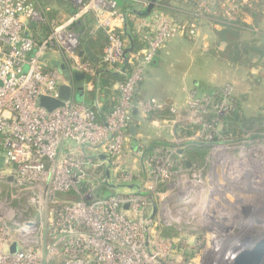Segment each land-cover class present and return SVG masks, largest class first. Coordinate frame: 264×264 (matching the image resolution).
<instances>
[{
  "label": "built area",
  "instance_id": "built-area-1",
  "mask_svg": "<svg viewBox=\"0 0 264 264\" xmlns=\"http://www.w3.org/2000/svg\"><path fill=\"white\" fill-rule=\"evenodd\" d=\"M65 1L75 4L76 13L65 23L52 22V32L38 42L28 26L44 23L45 18L33 0H0L4 176L20 193L29 194L30 204L38 210L35 217L0 215V264H173L168 261L175 253L172 240L162 236L161 224L153 220L155 207L142 185L153 191L189 168L180 163L181 149L164 144L148 156L142 148L137 150L147 178L134 174L125 161L133 112L176 114L177 123L199 127L188 140L209 146L221 137L235 95L231 85L219 89V101L194 90L187 111L180 114L178 107L156 98L136 100L139 84L169 41L185 33L197 35L203 19L224 24L243 20L247 9L264 12V0H185L192 3V13L181 22L163 12L153 13L137 22V29L145 31L144 46L130 58L117 25L124 16L116 0ZM89 12L108 36L102 62L126 78L118 83L115 105L101 117L97 101L88 105L75 99L76 87L69 78L76 72L95 75L81 58L78 35L69 27ZM55 46L66 57L65 79L60 68H48L43 59ZM62 84L72 87V96L51 111L42 107L40 98H59ZM188 171L195 181H202L200 170ZM103 185L131 190L103 197ZM157 194L160 200L166 197ZM239 250L230 253L231 261Z\"/></svg>",
  "mask_w": 264,
  "mask_h": 264
},
{
  "label": "rangeland",
  "instance_id": "rangeland-1",
  "mask_svg": "<svg viewBox=\"0 0 264 264\" xmlns=\"http://www.w3.org/2000/svg\"><path fill=\"white\" fill-rule=\"evenodd\" d=\"M251 38L248 32L244 34L245 40ZM177 55L181 58L173 61L187 59L189 53L185 51L183 55ZM167 65H170L169 60L164 59L150 73L147 86L152 82L157 91L167 89L168 85L162 79L170 76ZM210 65L201 64V72L210 70ZM259 90L262 104L256 108L255 102V106L249 103L245 112L247 116L264 115V88ZM185 111L179 109L180 114H185ZM165 115L168 120L179 118L172 113ZM161 126L167 128L168 124ZM197 131L194 130L191 136ZM254 132L255 129L248 130L241 139L235 141L219 137L209 143L205 163L197 165L202 167L199 169L202 181H195L188 169L153 191L142 185V190L151 196L156 209L153 220L161 224V230L173 236L171 240L175 253L167 258L168 261L171 260L173 264H234L230 260L231 252L251 248L258 240L264 239V138L254 137ZM187 137H176L177 141L170 142L171 148L182 151L187 142H194ZM2 153L0 149V215L8 218L22 213L35 217L38 210L30 204V195L20 193L14 183L5 178L6 165ZM125 161L134 174L147 178L140 156L128 154ZM100 188L104 189L103 197L111 191L126 189L125 186L112 190L105 186ZM160 192L166 195L163 200L157 194ZM180 255L182 258L178 260Z\"/></svg>",
  "mask_w": 264,
  "mask_h": 264
},
{
  "label": "crops",
  "instance_id": "crops-1",
  "mask_svg": "<svg viewBox=\"0 0 264 264\" xmlns=\"http://www.w3.org/2000/svg\"><path fill=\"white\" fill-rule=\"evenodd\" d=\"M116 1L119 11L121 8L123 9L124 6L127 8L133 6L135 11L134 14L130 15L134 24V34L137 38V49L132 52V54L136 53L134 55L140 53L144 46L141 36L144 35L145 31L137 29L138 21L145 20V18L151 16L153 13L163 12L181 22L189 20L192 13V3H186L185 0H172L168 8H154L156 6L154 5L151 11L148 12L147 9L145 13L140 12L145 10L147 6H150L153 0H144L145 4L132 2L133 0ZM191 2H193V0ZM33 3L45 18L44 23L51 22L50 26H52V22L54 21L57 23L67 22L76 13L75 10L77 11V7L74 3L65 0H33ZM202 21L197 35L190 36L186 33L179 35L169 41L158 52L155 60L147 67L144 78L139 84L135 96L136 100L156 98L160 101L168 102L179 109L187 110L188 99L192 91L195 90L198 94L204 95L216 89H220L224 85H231L235 92L234 95L240 102L244 112H247L249 103L254 106L256 104V108L260 107L262 101L259 99V89L264 88V62L256 50L260 48L264 50V17H254L253 10H247L245 17L240 21L241 26L245 28L242 32V36L248 32L252 35V38L250 40H245L249 42L246 48L251 49H247L249 52L244 55L242 62L239 64H233L219 58V52L226 48V43L220 40L216 32L218 29H221L222 25L209 19H204ZM30 24V29L33 30L32 25H37V22H31ZM75 24L77 25L76 27L74 26ZM117 25L123 31L126 50H132L134 47L132 46L130 37L124 30V20L121 22L118 21ZM69 27H74L73 29L81 34H84L86 30L91 34L93 48L89 50V46L84 44L79 50L81 58L84 60H88V58H93L95 60L101 59L105 46L107 45V33L103 29L97 28L95 14L89 12L83 17L72 21ZM51 28H53V26ZM36 29L40 30L38 28ZM47 35L48 34L42 36L41 39L43 40ZM185 51L189 53L187 59L173 61V59L181 58L177 55L178 53L183 55ZM43 59L48 68H60L63 78L65 79L67 77L66 57L59 47H52L47 51ZM164 59L169 60L170 64L169 66L167 65L170 76L168 78L162 77L168 86L165 91H157V89L152 86V82L147 86L148 78L150 73L155 68L159 67ZM201 64H211L210 70H206L205 73L201 72ZM240 65L242 66L240 67ZM99 68L103 71L118 73L114 68L107 66L103 62L99 65ZM85 78L81 80L75 78V81L74 79L70 81L75 84L76 87L74 91L75 99L77 87L83 86L82 102L92 105L97 101L98 106L96 110H99V114L104 116L115 105L117 100L111 93H106V91H102L101 88L92 93V87L85 81ZM117 86L118 83L116 82L112 84V88L109 90H111V92L117 90ZM257 98L258 101H255ZM164 123L168 124L167 128H162L163 126H161V124L163 125ZM176 123L177 120H168L165 114L152 117V115H145L135 110L133 112L131 125L136 126V133L132 135L129 128V142L127 144L126 156L128 154L134 155L141 147L144 148L153 143L170 144L171 141H177V138L180 139L181 135L176 131ZM129 190H131V188L127 187L126 189L122 188L119 192H127ZM62 197H64V195H62Z\"/></svg>",
  "mask_w": 264,
  "mask_h": 264
},
{
  "label": "trees",
  "instance_id": "trees-1",
  "mask_svg": "<svg viewBox=\"0 0 264 264\" xmlns=\"http://www.w3.org/2000/svg\"><path fill=\"white\" fill-rule=\"evenodd\" d=\"M172 0H155V7L154 8H168L171 4ZM132 2L145 4L144 0H133ZM149 5V4H148ZM149 6L145 8V10H142L140 13H145L147 11ZM251 10V9H247ZM254 13V17H264V12H262L259 9H252ZM119 11V9H118ZM76 12V10H75ZM124 16V30L126 34L130 37V40L132 42V46L134 47L132 50L126 52V56L128 58L132 57L134 54L132 52L136 51V43L137 38L134 34V24L130 18L131 14H134L133 6H130V8H127L124 6V8L120 9L119 11ZM241 21V20H240ZM236 21L232 23H224L221 24V29H218L216 32L220 38L221 41L226 43L225 50L219 52V58L223 61H229L233 64H239L242 62L244 55L249 52L246 48L249 45L248 41H245L244 36H242V32L245 28L241 26V22ZM51 23V22H50ZM50 23H37V25H32L31 27L33 30L30 29V25L28 26L29 31L33 34V36L36 38V40L39 42L41 41V37L50 34L52 32V26H50ZM77 26L76 24L74 25ZM36 28L40 29L37 30ZM74 28V27H73ZM72 28V29H73ZM75 31V29H73ZM82 30V28H81ZM42 32V33H39ZM76 32V31H75ZM79 38V48L83 47L84 44L89 46V50L93 48V41L91 38V34L88 30L84 32V34L76 32ZM47 35V36H48ZM46 36V37H47ZM243 37V38H242ZM247 40V39H246ZM107 42H108V36H107ZM254 50V49H252ZM256 52L260 55L264 62V50L262 48L257 49ZM138 53V52H137ZM101 57V56H100ZM84 60V59H83ZM90 63V65L95 70V75L93 76H86L85 81L90 84L92 87V93H94L97 89H100L103 91H106L111 93L113 97L117 100L119 97V90H109L112 88V84L114 83H121L126 80L125 76L119 73H113L108 71H103L101 68H99V65L102 64V60L99 58L98 60H95L93 58H88V60H84ZM128 64V63H127ZM71 80L74 79L75 81V75L69 77ZM211 94L216 101H219L221 98L220 90L216 89L213 92L209 93ZM168 111H162L158 112L156 114H151L152 117H155V115H161V114H168ZM101 117V114H99ZM199 129L198 126H192V125H186L183 123H177L176 125V131H178L179 135L182 136H191L193 134V131ZM255 129L254 137H261L264 138V115L258 114V115H252L247 116L245 112L242 109V106L240 102L234 98V109L229 113V115L224 118L223 120V126L221 128V137H223L226 141H235L237 139H241L243 137L244 132ZM218 139V138H217ZM160 145H164L163 143H153L150 146H146L142 148L145 155H150L153 153L155 148L159 147ZM170 145L171 144H166ZM210 146L199 143V142H187V144L184 145L182 153H181V159L180 163L183 164L186 168L189 169H200L201 165L205 163V158L207 154L209 153ZM190 164L188 166L187 164ZM200 165V166H197ZM102 195V194H101ZM75 199V198H74ZM161 234L166 239H173V236L168 231L161 230Z\"/></svg>",
  "mask_w": 264,
  "mask_h": 264
},
{
  "label": "water",
  "instance_id": "water-1",
  "mask_svg": "<svg viewBox=\"0 0 264 264\" xmlns=\"http://www.w3.org/2000/svg\"><path fill=\"white\" fill-rule=\"evenodd\" d=\"M155 5V0L150 4L148 8V12L153 9ZM85 74L82 72H76L75 78L77 80H81L85 78ZM83 86L77 87V95L76 99L78 102H82V95H83ZM73 90L72 87L68 84H62L59 88V98H49V97H41L40 98V105L42 107H45L49 111L52 109L63 105L64 100H68L72 96ZM135 111V110H134ZM130 132L132 135L136 133V126L130 125ZM190 166V164H187ZM109 173V171L107 172ZM11 179V178H10ZM128 207L127 205L125 206ZM156 212V209L154 208L152 217H154V214ZM16 245H13L12 250L14 251ZM234 264H264V239L258 240L251 248H243L239 250L235 257L233 258Z\"/></svg>",
  "mask_w": 264,
  "mask_h": 264
}]
</instances>
